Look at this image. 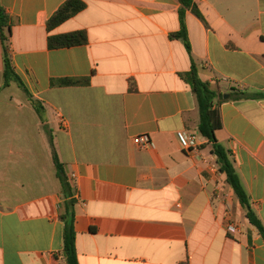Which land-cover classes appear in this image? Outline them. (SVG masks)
<instances>
[{
	"label": "crops",
	"instance_id": "1",
	"mask_svg": "<svg viewBox=\"0 0 264 264\" xmlns=\"http://www.w3.org/2000/svg\"><path fill=\"white\" fill-rule=\"evenodd\" d=\"M66 0H0L9 52L40 119L15 83L2 88L0 44V264H66L63 198L49 136L74 189L78 264H264V237L249 224L202 144L198 112L180 78L192 66L219 93L217 141L229 151L264 226V0H193L180 31L178 0H81L85 8L48 31ZM76 31L84 45L49 49ZM52 79H87L52 87ZM148 135L152 146L133 138ZM228 225L237 227L229 232Z\"/></svg>",
	"mask_w": 264,
	"mask_h": 264
},
{
	"label": "trees",
	"instance_id": "2",
	"mask_svg": "<svg viewBox=\"0 0 264 264\" xmlns=\"http://www.w3.org/2000/svg\"><path fill=\"white\" fill-rule=\"evenodd\" d=\"M180 4V31L172 37L181 40L187 50L190 49L185 25L184 11L190 10L195 16L201 18L193 0H178ZM85 8V4L81 0H66L58 10L47 20L46 29L48 31L56 28L66 20L70 19ZM11 22L4 10L0 7V44L2 46L3 74L2 88H7L11 83H15L25 93L28 101L42 119V107L36 102L24 89L20 79L14 72L11 64L9 52ZM87 38L84 32L76 31L68 34L49 36L47 38V47L49 49L69 48L84 45ZM180 78L190 87L194 96L196 108L198 112L197 133L205 143L210 146V152L215 156V164L217 171L224 177L225 184L232 190L237 202L244 213L249 224L264 237V226L253 212L250 206L249 198L244 191L240 180L236 174L230 153L216 139L215 133L221 129V120L217 105L225 101L223 95L211 84L202 81L197 72V68L192 66L189 72L180 75ZM87 79H52L50 84L52 87H72L85 86ZM246 95L241 93H230L228 99L235 100ZM49 143L52 151V162L55 171V177L58 181L62 194L63 203L61 205L62 212L59 215V221L62 223V255L66 264H78L75 249V205L74 189L72 188L68 178L66 177L63 166L59 162L52 143V137L49 136Z\"/></svg>",
	"mask_w": 264,
	"mask_h": 264
},
{
	"label": "built area",
	"instance_id": "3",
	"mask_svg": "<svg viewBox=\"0 0 264 264\" xmlns=\"http://www.w3.org/2000/svg\"><path fill=\"white\" fill-rule=\"evenodd\" d=\"M176 139L181 148L186 152L195 151L201 144L200 137L196 133H188L186 131H178ZM133 143L140 149L149 148L152 146L151 140L148 135H139L133 138ZM229 232L237 231L234 225H228Z\"/></svg>",
	"mask_w": 264,
	"mask_h": 264
},
{
	"label": "water",
	"instance_id": "4",
	"mask_svg": "<svg viewBox=\"0 0 264 264\" xmlns=\"http://www.w3.org/2000/svg\"><path fill=\"white\" fill-rule=\"evenodd\" d=\"M228 96L227 95H224V99H226Z\"/></svg>",
	"mask_w": 264,
	"mask_h": 264
}]
</instances>
